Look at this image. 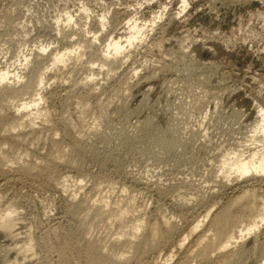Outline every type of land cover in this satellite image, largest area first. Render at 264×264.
Here are the masks:
<instances>
[{"label":"rangeland","instance_id":"1","mask_svg":"<svg viewBox=\"0 0 264 264\" xmlns=\"http://www.w3.org/2000/svg\"><path fill=\"white\" fill-rule=\"evenodd\" d=\"M179 4V0H0V69L6 70L4 68L7 67V70L12 72L11 74H23L26 78L22 75V82L27 80L29 68L36 60L34 52H37L40 47H47L50 44L48 47L51 50L47 47L45 52L48 54L54 51L52 49L62 50L67 45L69 47L68 43L70 45L76 44V42L81 43V38L90 37L91 33L86 37L84 32L86 29L96 32L100 39L114 33V30L115 34L112 35L124 36L126 20L132 18L150 19L160 13L164 6H167L161 18L155 19L154 27L152 26V29L149 30L152 32L148 31L149 36L147 35L148 37L145 38L148 40L145 43H143L144 41L141 44L138 43V48L135 46L133 47L135 49L131 48V51L128 49L127 51L131 54L125 51V54L127 53L131 58H125L126 62L123 61L117 73L107 77V74H103L106 73L105 71H98V66L94 65L95 78L98 74L99 77L92 81L93 87L90 83L88 87L77 85L74 86V89L71 87L74 84L70 83V79L76 80L78 83L84 79L83 75L86 76L87 71L82 69L84 67L82 64L86 65L90 57L92 60L95 59L96 45L92 48V52L88 50L82 54L85 57L81 56V59L86 60V63L83 60H73L72 63L68 62L69 68L67 65L66 69H59V72L51 71L48 76L49 82H47L49 84L44 86L45 92L42 90V96L46 102L42 101L41 107H46L49 119L52 120L51 123L53 122V129L56 128V133L59 131L55 136V140L57 139L58 142V145L55 146L59 147L64 144L60 145L61 142L68 141L61 133L62 125L59 120L64 113L68 114L67 117L69 114L71 116V113H75V106L72 104L74 102L71 100H79L78 95L91 94L93 110L91 117L85 118L89 122L94 119L93 117H96L95 113L98 109L95 106L96 100L105 103L107 112L105 117L98 121L97 131L99 132H96L97 135L94 134L96 136L92 133L86 134L87 137L84 140V143L87 144L85 145L88 149L87 153L90 152L82 158V172L84 171L83 173L87 175L84 183L89 187L90 184L96 182L103 187L102 191L107 189L105 192L113 190L114 193L112 191L113 194L110 193L111 197L116 196L115 191L117 192V188L123 184L140 189L139 200L141 199L146 204L150 203L146 208L148 221H153L158 210H161L172 218L171 221L177 222L179 231H176L178 235L175 233L171 237L173 241L183 233L182 230L192 224L189 222L194 217L196 219L197 216L200 217L204 213L203 209L206 210L209 204L217 201L218 206L216 205L217 207L214 208L216 211L230 197L234 198L247 188L255 187L258 193L261 192L260 195H264V176H262L256 177L255 181L250 179L249 182L241 181L236 185H227L228 187L225 188L217 187L214 189V196H210L213 203L209 197H205L206 200L200 203L201 205L197 204L198 206L194 199L192 200L196 190L214 186L210 177L215 175L213 171L218 168L219 164L215 162H219L221 157L218 159V156L228 152L229 148L231 150L235 147V149H241L240 145H243L244 142L241 144L239 142L250 135L247 130L250 131L249 121L257 114L255 108L258 105L264 107V0H189L185 12L180 14ZM83 5L87 9L89 8L91 15L88 20L82 16L85 14L80 13ZM107 8L111 13L107 14L108 23L104 30L96 20L101 13L109 11ZM65 11H70L72 16H75L71 27L62 26ZM57 17L60 19V23L57 24L60 25L59 28L55 27L56 21L54 20ZM54 27L57 29L55 30ZM98 42L100 43V41ZM27 50L30 54L27 53ZM132 50L136 51L132 52ZM28 54L31 55V59ZM23 56L28 57L30 66L24 64ZM132 70L138 71V73L136 72L137 77L134 76L135 74L132 75ZM85 71L86 73H84ZM66 76L67 78H65ZM53 77L56 80L50 81L51 78L53 80ZM148 77L150 78L148 79ZM61 78L64 80L60 81ZM10 80L12 86L16 85L14 86L16 88L22 83H18L12 78ZM120 84L130 88V92L127 93L129 95L122 97L119 91L116 92L117 94L114 93L121 87ZM200 90H204L203 93L206 92V94L204 93L206 97L203 107H198L191 101L193 95L195 97L200 95L198 93ZM217 102L218 104H216ZM12 104H14L13 107H16V102L11 103L8 111L5 110L10 117L15 109ZM241 112L246 116L243 114L241 116ZM23 132L22 135H27H25L26 145H30L31 136L28 135V131ZM50 137L51 131L45 130L41 133L42 139L37 145L27 146L31 147L29 149L31 154L27 156V160L39 156L45 157L55 147ZM60 140L61 142H59ZM117 140L118 142H116ZM161 144L166 147L176 145L177 148L172 153L165 154L159 148ZM246 144H250V142H245L244 145ZM93 149L100 151V154L94 153ZM109 151L110 153L106 154ZM159 152L163 153V156ZM16 167L14 166L15 169H6L7 173L4 170V172L0 171V209H15L12 213V220L15 223L12 231L15 238H5L4 233L0 232V264H85L83 257L81 258L77 252L78 249L74 246V243L79 238L80 241L84 234L78 230L79 214L71 215L73 212H70L72 209L68 194L62 193L63 190H60L62 186L56 181L51 179L49 181V178L35 173L29 176L22 174ZM69 173L77 175L75 170H71ZM141 175L149 178L154 185L135 182L134 180L142 177ZM163 181L168 184L165 185ZM110 183L116 184L117 188L114 189V185L111 187ZM154 186L156 187L154 188ZM173 187L177 188L173 189ZM177 190L185 192L188 196H186L188 205L182 204L183 208L182 205L179 206V202L172 199V193ZM80 194L81 192L76 195V200L81 198ZM261 225L258 233H255L257 235L253 237L254 240L251 239V241L250 238L247 240L248 237L245 240L246 249L252 245L255 247V253L252 251V255L256 258L248 254L239 264H257L260 261V259L256 261L258 256V258L264 259V222ZM206 227L207 222L203 229ZM188 241H186L185 247L192 244L193 238ZM26 246L30 251H27ZM15 248L16 250H14ZM182 250L174 254V258L167 261L166 264H197L193 260L189 259L188 261L185 248ZM157 256L158 253L150 254L145 259V261L147 260L146 264L153 262ZM184 258L187 261H184ZM207 264H213V262Z\"/></svg>","mask_w":264,"mask_h":264},{"label":"bare ground","instance_id":"2","mask_svg":"<svg viewBox=\"0 0 264 264\" xmlns=\"http://www.w3.org/2000/svg\"><path fill=\"white\" fill-rule=\"evenodd\" d=\"M179 3H180L179 4L180 5L179 6V9H180L179 14H180L182 12H185V9L187 8V6L189 4V0H179ZM84 5H83V9H81L82 7L80 8L82 10V11L80 10V13L82 12L83 14H85V16L84 15H82V16L84 18H87V20H88L91 14H89L90 13V11L88 10L89 8L87 9V7ZM138 5L140 6V4H138ZM81 6H82V4H81ZM166 8H167V6H164L162 8L163 10L162 11L160 10L161 11L160 13L156 14V16H153L150 19L138 20L137 18L136 19L132 18L128 21L126 20V23L124 24L125 30H123L124 32H126L124 34V36L112 35V34H115V30H114V33L111 32L112 34H110V35L108 34V36L105 35V37L103 39H100L99 36H97L96 32H92V31H89L86 29V31H84L86 34V37H87V34H89V33H91L92 35L90 34V37H87V38H85V36H84V38L80 37L83 40V41L81 40V43L79 41H78L79 43L76 42V44L72 43L71 45H70V43H68L69 47H67L68 46L67 45V46H65L66 48L63 47L62 50L55 48V49H52L54 51H51L48 54H46L45 52L49 48L48 46L50 44L47 46L48 48L46 46L40 47L37 52H34L35 59H36L34 64L31 65V63L28 61L27 56H23L24 58H22V61L24 62V64L26 66L31 65L30 68L27 67V68H29V73H28L29 75L27 76V80H25L26 77L22 74L25 77L24 78L25 81H23V82H22V80H23L22 75L11 74L12 72L10 73L7 70V67L4 68L6 70L0 69V71L2 70L0 72V139H1L0 140V171L4 172L6 169L14 168V166L16 167V165H17L16 168L19 171H21L22 174L24 173L25 175L29 176L30 174L35 173L36 175L38 174L40 176H44L46 178H49V181H50V179L54 180V182L56 181L58 184H60L62 186L61 187L62 189H60V190H63L62 191V193L64 192L63 194H65V193L68 194L67 197H69L70 200L68 198L67 199L69 200V202H71V203H69V204H71L70 208L72 209V211H70V212H73V213H71V215H73V214L76 215L77 213L79 214L78 219H77L78 220V230H80V232L83 233L84 235H83V237H81L82 239L80 241H79V239H80L79 238L77 240V242L74 243V246L76 249H78L77 252L80 254L81 258L83 257L85 264H132V263H134V264H146L147 260L145 261V259L152 253H158V256H157V258L155 257V259L153 258L154 260H153V262L151 261L152 263L150 262V264H166L167 261L169 262V260L171 261V259L174 258L173 257V256H175L174 254L178 253L179 251H181L184 248L186 250V253L185 252L184 253L186 254V258L188 259V261L190 259V260H193V262L194 261L197 262V264L198 263L199 264H203V263L207 264L208 262H213V264H239V262H241V263L243 262V259L245 258V256H247L248 254L252 255L253 252L255 253V250H256L253 245L249 249H246L245 248V243H246L245 240L247 237H248L247 240H249V238H250V240L251 239L254 240L253 237H255L257 235L255 233H258V231L260 229L259 227L262 226L261 223L264 222V195H260L261 192L258 193L257 190H255L254 186H253L254 188H252V189H248L246 187L247 189L242 190L234 198L232 197V199L230 197L229 200H227V202L224 205H221L220 207H218L217 210L215 209L216 211H214V208H216L218 206L216 203L217 201L213 203V199L210 198V196L212 197V195L214 193V189H216L217 187L223 186V188H225V187H228L227 185H230V184L236 185V184L240 183L241 181H248L250 179H254V181H255L256 177L264 176V107L263 106L258 105L257 108H255L257 110L256 111L257 114L253 119H251V121H249L250 125L247 124L248 127L251 126L250 131L247 130L249 132V133L248 132L247 133L250 134V135H247L249 137V139H248V137H246L247 140L250 142V144H246V145H249V146L244 145L245 142H248V141L247 140L245 141L246 138H243L244 141H242L243 140L242 139L239 142L240 144L242 142H244V143H242L243 145H240L241 149H239V148L235 149L236 148L235 147L234 149L232 148L233 150H231L229 148V151L231 150V152L228 151V152L222 153L223 155L221 154L220 156H218V159L221 157L218 160L219 162L215 161L217 164H219L217 166L218 168L216 167L217 170L213 171L215 175H212V177H210L212 179L214 186L213 185L210 187L206 186L207 188L203 187L201 189L196 190L195 192L193 191L194 192L193 193L194 198L192 197V200L194 199L196 205L204 202L206 200L205 197H209L210 199H212L213 204L210 205L208 203L209 206L206 208V210L203 209L204 210L203 214H201L202 211L199 210V211H201L200 217H198L196 215L199 219L197 217L195 219V217H194L193 219H195V220L193 221V219H192L193 222L192 221L189 222L192 224L191 225L188 224L189 226L186 229H184L185 231L182 230L183 229L182 228L181 230L183 231V233H181L179 235V237H176L177 239L175 241H173L171 237L175 233L178 235V232H176V231H179V230H177L178 229L177 222L175 223V221H171L172 218L165 215L164 212L161 210H158L156 218L153 217V221H148V219L146 218V216H147L146 215V208L149 207L150 203L146 201L147 204L149 203V205L147 206V204L143 203L141 201V199L139 200L140 192H141L140 189H136V188H134L132 186H128L126 184H123V185L120 184L122 186L117 188L116 184L115 185L113 184L115 186L114 187L110 183L111 187L113 186L114 189L117 188V192L115 191V194L117 193L116 196L111 197L110 193L113 194L114 193L113 190L110 189L113 193L111 191L105 192L107 189L105 191L103 189V191H102L103 187L99 184H96V182H94V183L92 182L93 184H90L89 187H87L88 185L86 183H84L87 175H86V173L85 174L83 173L84 171L82 172V169H83L82 168L83 167L82 166V164H83L82 158H84L83 156L88 151V149L85 147V145H87V144L84 143V140H86V137H87L86 134L92 133V135H94L96 132L97 133L99 132V131H97L98 121H100L101 118L103 119L105 117L106 112H107L106 108H105V103H103V101L101 102V100H98V99L96 100L95 106L98 108V109H96L97 113H95L96 117H93L95 120L93 119L89 122V121L85 120V118L89 117L91 115V111L93 110L92 109L93 106L91 105V99H90L91 94L90 95L84 94L82 96L78 95V97L76 95V97L79 98V100H76V101H75V99L71 100L72 102H74V103H72V102L71 103L74 104V106H75V109H74L75 113L74 114L71 113L72 114L71 116L69 114L68 117H67L68 114L65 115V113H64V114H62L60 120L58 119L62 125V127H61L62 132L61 133H62L63 137L66 138L68 141L67 142H64V141L61 142V140H60L59 141V142H61L60 145L62 143H64V144L62 146H59V147L55 146L58 143L56 141L57 139L55 140V138H56L55 136L57 135V133H59V131L57 130L58 132L56 133V131H55L56 128L54 127L55 129H53V124H52L53 122L51 123L52 120L49 119V112L45 109L46 107H44V108L41 107V105H42L41 102L42 101L46 102V100L43 98L44 96H42V90L44 89V86L46 84H49V83H47V82H49V79H50L48 77L49 73L53 70L58 71L59 69H64V68L66 69L68 62H71L73 60H76V61L77 60L78 61L83 60V59H81L82 58L81 56H83V57H85V56L82 54L88 50L90 52H92L91 51L92 48L96 45L97 51L94 52L95 55L93 54L95 56L94 57L95 59L93 58L94 60H92L91 59L92 57H90V58L88 57L91 61L89 60L87 63L85 62L86 60L85 61L83 60V62H85L86 65L82 64V67L84 66L82 69H85L87 71V75L86 76H85V74L83 75L84 79L81 80L82 82L79 80L80 83H78V81H76V80L74 81V80L70 79V83L73 82L71 84H74L73 86H71L72 88L74 86L76 87L77 85H83V87H85V86L88 87V85H90V83H91V87H93L92 85H94V84H92V81L94 80L95 74H96L94 71V65L96 64L95 67L98 66L97 67L98 69L96 68L98 71H105L106 73H103V74H107L106 75L107 77H109L108 75H112V74L114 75L115 73H117L118 68L120 67V65L122 66V63L125 60V58H131V57H128L129 56L128 54H131V52H129L127 50L130 49V51H131V48H133L135 46H137V48H138V45H137L138 43L141 44L142 41H144L143 43H145V41L148 40V39H145L146 37L149 36L148 31L151 30L152 29L151 27L156 23L155 19L158 18V20H159V18H161V15H163L162 13L166 10ZM108 10H107L108 12L101 13L99 15V17L97 16L98 18L96 20V21H98V24L101 27V29H104V30H105V27L108 23L107 14L110 12V9H108ZM128 12H130V11H128ZM63 16H64L63 17L64 22H63V24L61 22L62 26L71 27L72 22L75 19L74 18L75 16L73 17L72 13H70V11H65ZM81 19H83V18H81ZM54 21L57 22V23L55 22V25H56L55 27H57L58 26L57 24L60 23V19L57 17V19ZM59 26H58V28H59ZM56 29L57 28H55V30ZM59 30L61 31V29H59ZM150 32H152V31H149V33ZM62 37L65 38V36H62ZM98 41H100V43ZM69 42H70V40H69ZM96 42H98V43L96 44ZM221 48H220V50H221ZM133 49H135V48H133ZM49 50H51V49L49 48ZM94 50H95V48H94ZM29 51H32V50H29ZM125 51H127L129 53L125 54ZM133 51L134 50H132V52ZM195 51H196V49H195ZM27 53L30 54V52H28V50H27ZM196 53H197V51H196ZM31 55H32V53H31ZM31 55H29V58ZM126 60H128V59H126ZM125 62L126 61H124V63ZM73 64H74V62H73ZM20 65H21V63H20ZM67 68H69V65ZM72 69H74V68H72ZM185 69H187V68H185ZM60 71H62V70H60ZM86 71L84 73H86ZM132 71H133L132 75L135 74L134 76L137 77L136 72L138 73V71H135V70H132ZM13 73H16V72H13ZM71 73H73V72H71ZM52 75H56V74H52ZM54 77H53V80L51 78L50 81H55L56 78L54 80ZM98 77H99V74L97 75L96 78H98ZM11 78L17 80L18 83L22 82L21 85L18 88L14 87L16 85L12 86V84H11L12 81L10 80ZM21 78H22V80H21ZM65 78H67V76ZM149 78L150 77H148V79ZM68 79H66V80H68ZM9 80L11 81V83ZM61 80H64V78H61L60 81ZM66 80H65V82H66ZM204 81H205V79H204ZM98 82H100V81H98ZM125 82L127 84L126 80H125ZM195 82H197V81H195ZM13 84H15V83H13ZM64 85H65V83H64ZM119 86H121V87H119V89L114 92L115 94H117L116 92L119 91L122 94V97L129 95L127 93L130 92V88L127 85L125 87H123L124 85L120 84ZM75 87H74V89H75ZM100 87H101V85H100ZM200 88H201V85H200ZM43 91L45 92V90H43ZM203 91L202 90L198 91V93H200V95H198L196 97H195V95H193V99H194V97H195V99L191 100L196 105H198V107H200V106L203 107V104L205 103L206 92H204L205 93L204 94ZM211 91H213V90H211ZM201 93H203V94H201ZM228 94H230V93H228ZM126 98H125V100H126ZM68 99L70 100V98H68ZM15 102H16V104H15L16 107H13L14 104H12V107L15 109L14 110L11 109V110H13V115L10 117L6 114V112L8 111L7 109H9V106L11 105V103H15ZM214 102H215V100H214ZM216 104H218V102ZM219 105H220V103H219ZM219 105H217V106H219ZM256 105H257V102H256ZM207 107H208V105H207ZM244 108L246 110V107H244ZM5 110H7V111H5ZM241 110H242V107H241ZM245 112H247V111H245ZM243 113H244V110H243ZM243 113L241 112L240 115L241 116L245 115ZM249 115H250V113H249ZM234 118H235V116H234ZM96 119H97V121H96ZM235 119H237V117ZM238 120H239V118H238ZM61 125H59V126H61ZM143 125H144V123H143ZM143 125H142V127H143ZM35 126H37L38 128L36 129ZM247 129H249V128H247ZM25 130L28 131L27 132L28 135L31 136L30 141H29V144L31 143L30 145H26V140H25L26 134L22 135L24 133L23 131H25ZM45 130L51 131L50 139L52 141V144L54 143L53 145L55 147H53L51 145L53 148L50 150L49 153L46 154L45 157L39 156V157H35V159L32 158L30 160V158H29L27 160V156H30V154H31V153H29V151H30L29 149L33 145H37L41 141V139H42L41 133ZM242 132H244V131H242ZM97 133H96V135H97ZM96 135H94V136H96ZM6 140H8V141H6ZM9 140H10V142H9ZM116 142H118V140ZM121 142H122V140H121ZM239 143H238V147H239ZM250 145H253V146L250 147ZM27 146H31V147L28 148ZM159 148H161L162 152L166 154L167 152L172 153L177 148V146L174 145L173 147H166V146H164V144H161V146ZM93 152L96 154H100V151L98 152V150L93 149ZM28 153H29V155H28ZM88 153H90V152H88ZM109 153H110V151L106 154H109ZM159 153L161 154V152H159ZM163 153L161 154L162 156H163ZM100 157H101V155H100ZM61 169H65V170L64 171L62 170L63 171L62 172ZM71 170H75L77 175L70 174L69 172ZM5 172L7 173V171H5ZM124 174H122V175L124 176ZM126 174H127V172H126ZM127 175H125V177H127ZM138 176H136V177H138ZM141 176L143 177V175H141ZM90 177H92V176H90ZM142 177H139L138 179H135V177H134V179H135L134 181L138 182L140 184H144V185L152 183L149 178H146V177L142 178ZM19 179H20V177H19ZM130 179H133V178H130ZM259 180H260V178H259ZM263 180H261V181H263ZM122 181H123V179H122ZM154 182H156V181L154 180ZM152 184L154 185V183H152ZM152 184H151V186H152ZM164 184H165V182H164ZM166 184H168V183H166ZM184 184H185V182H184ZM110 185H109V187H110ZM155 185H156V183H155ZM174 186H176V185L174 184ZM155 187L156 186H154V188ZM157 187L159 189V186H157ZM105 188H106V186H105ZM174 188H177V187H173V189ZM166 189H167V187H166ZM178 189H180V188H178ZM181 189H182V186H181ZM187 189H188V187H187ZM220 189H222V188H220ZM234 189H237V188H234ZM240 190H241V187H240ZM80 192H81V194H80L81 198L79 197L80 199L76 200V195ZM162 192H161V195H162ZM205 192H207L206 195H208V196H206V195L204 196ZM219 192H220V190H219ZM262 194H263V191H262ZM158 195H159V193H158ZM186 196H187V194L185 192H180L178 190L176 192L172 193V199L174 201H177V203L179 202V206L182 204L185 205V203L187 202V197H188V196L187 197ZM1 199H3V198H1ZM0 202H1V200H0ZM191 202L194 203L193 201H191ZM203 204L205 205V203H203ZM190 205H193V204H190ZM0 207H1V205H0ZM182 208H183V205H182ZM2 209H4V210L0 209V232L4 233L5 238H7V237L8 238L10 237L11 239L15 238V237H13L14 233L12 231V229L14 228L13 226H15V223L12 220V218H13L12 213L14 212L15 209L14 208H13L14 210H11V208H7V209L2 208ZM147 210H149V209H147ZM197 213H199V212H197ZM180 218H182V217H180ZM206 222H207V227L205 229H203ZM186 226H184V227H186ZM81 233H80V235H81ZM88 234H90V235L87 236ZM191 238H193L192 244H189L188 246L185 247L186 241H188V239L191 240ZM255 241H254V243H255ZM188 243H191V242L188 241ZM259 245H262V244H259ZM166 246H168V247L166 248ZM29 247H30V245H29ZM163 247H164V249H162ZM25 248L27 249V251L28 250L30 251V249H28L27 246ZM256 248H257V246H256ZM76 249H74V250H76ZM14 250H16V248ZM253 257H255V256H253ZM258 257H257L256 261H258L259 259H260V261L257 264H264V261H263L264 259H261V257L260 258H258ZM186 258H184V261H187ZM184 261H182V262H184ZM256 261H254V262H256ZM189 263H191V262H189Z\"/></svg>","mask_w":264,"mask_h":264}]
</instances>
